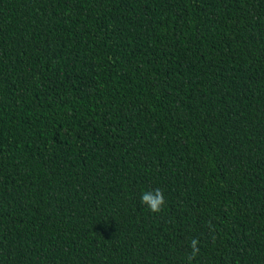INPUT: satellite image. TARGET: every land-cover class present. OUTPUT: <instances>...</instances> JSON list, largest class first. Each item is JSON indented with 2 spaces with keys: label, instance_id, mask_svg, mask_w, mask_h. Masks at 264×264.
Returning a JSON list of instances; mask_svg holds the SVG:
<instances>
[{
  "label": "trees",
  "instance_id": "trees-1",
  "mask_svg": "<svg viewBox=\"0 0 264 264\" xmlns=\"http://www.w3.org/2000/svg\"><path fill=\"white\" fill-rule=\"evenodd\" d=\"M0 264H264V0H0Z\"/></svg>",
  "mask_w": 264,
  "mask_h": 264
},
{
  "label": "clouds",
  "instance_id": "clouds-1",
  "mask_svg": "<svg viewBox=\"0 0 264 264\" xmlns=\"http://www.w3.org/2000/svg\"><path fill=\"white\" fill-rule=\"evenodd\" d=\"M141 203L148 206L150 211L159 212L162 210V206L165 203V198L163 195V191L161 189H154L152 191H145L141 196ZM198 239H193L190 243V247L192 249V253L189 256V260L191 261L196 254L199 252L198 248Z\"/></svg>",
  "mask_w": 264,
  "mask_h": 264
}]
</instances>
